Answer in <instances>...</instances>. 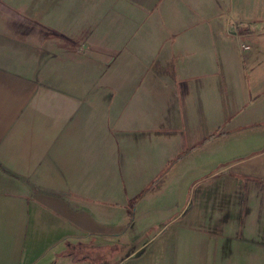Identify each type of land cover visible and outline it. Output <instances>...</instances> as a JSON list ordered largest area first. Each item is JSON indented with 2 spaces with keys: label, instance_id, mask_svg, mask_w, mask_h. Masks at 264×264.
Wrapping results in <instances>:
<instances>
[{
  "label": "crops",
  "instance_id": "crops-1",
  "mask_svg": "<svg viewBox=\"0 0 264 264\" xmlns=\"http://www.w3.org/2000/svg\"><path fill=\"white\" fill-rule=\"evenodd\" d=\"M256 1L0 0V264H264Z\"/></svg>",
  "mask_w": 264,
  "mask_h": 264
},
{
  "label": "rangeland",
  "instance_id": "rangeland-1",
  "mask_svg": "<svg viewBox=\"0 0 264 264\" xmlns=\"http://www.w3.org/2000/svg\"><path fill=\"white\" fill-rule=\"evenodd\" d=\"M256 3L257 4H255L254 12H253V14H251L248 17L247 22L250 24L249 27H251V30H254L256 28L255 30L260 32V31L264 30V0H257ZM254 20H257V21L254 22ZM248 23L246 25H249ZM254 39L255 38H252L250 40L252 48L254 50L256 48L260 49V47L255 45ZM256 58L257 59H261L262 57H261V55H259ZM205 132H206V128L205 127H201V133L204 134ZM203 137L204 136H202V138L201 137H191V138H189V140L192 142L190 147H192L193 143L197 142V140H201L202 141ZM210 147H212V146H210V145L205 146V151L208 150ZM182 149L183 148H181L180 150H177V151H175V152H173L172 154L169 155V159L167 161H169L171 165H172V162H177L179 159L182 158V156H183L182 155ZM207 153L210 154L209 152H207ZM157 170L158 171H165V168H159ZM161 174H162V172H161ZM161 174L160 173L158 175L155 174V177H153L151 179L147 178L146 181L140 183L139 185H136L135 187H139V189L136 190L135 193H137V194L134 196V198H138L142 194L148 196V195L152 194L153 192H156L157 186H161L162 191L165 192L166 191V185H156L160 181ZM253 178H255V177H253ZM94 203H95V205H97L98 210H101V209H105V211L107 210V207L105 205H101V203H98V202H94ZM136 203H137V201H134V200L133 201H126L125 205H126L127 209H128V205H130L131 206L130 209L131 210H133V209L135 210ZM89 204H91V203H89ZM131 214H132V212H131ZM40 221H41L42 224H46L47 226H51V224L55 222V217H51V215H49L46 211H44Z\"/></svg>",
  "mask_w": 264,
  "mask_h": 264
},
{
  "label": "built area",
  "instance_id": "built-area-1",
  "mask_svg": "<svg viewBox=\"0 0 264 264\" xmlns=\"http://www.w3.org/2000/svg\"><path fill=\"white\" fill-rule=\"evenodd\" d=\"M240 47H241L242 49H244V50L249 49V46L244 45V44H241ZM54 264H76V263H75L74 261L64 262V261H62V260H60V259H57V260L55 261Z\"/></svg>",
  "mask_w": 264,
  "mask_h": 264
}]
</instances>
